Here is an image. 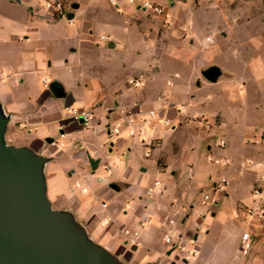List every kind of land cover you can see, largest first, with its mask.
<instances>
[{
    "label": "crops",
    "instance_id": "obj_1",
    "mask_svg": "<svg viewBox=\"0 0 264 264\" xmlns=\"http://www.w3.org/2000/svg\"><path fill=\"white\" fill-rule=\"evenodd\" d=\"M43 1L0 0V117L7 145L44 159L51 207L117 264H264V226L242 214L255 173L240 166L264 158V0H177L172 7L155 0L167 17L128 0H73L71 23ZM210 67L219 72L214 81L203 76ZM139 73L144 86L130 87L127 79ZM67 95L70 106L96 110L97 134L70 118ZM135 103L175 124L153 133L135 125L159 146L125 133L110 137L117 107ZM196 117L212 126L198 127ZM218 139L225 148L214 146ZM221 176L227 184L212 192L206 212L201 195ZM155 180L161 192L147 197ZM175 217L197 235L199 254L188 262L168 255L163 241L164 221ZM124 229L138 233L137 244L125 243ZM245 231L253 235L248 254Z\"/></svg>",
    "mask_w": 264,
    "mask_h": 264
},
{
    "label": "water",
    "instance_id": "obj_2",
    "mask_svg": "<svg viewBox=\"0 0 264 264\" xmlns=\"http://www.w3.org/2000/svg\"><path fill=\"white\" fill-rule=\"evenodd\" d=\"M72 17V12L65 15ZM218 73L210 67L203 76L214 81ZM50 89L55 96L62 95L54 84ZM71 102L67 95L64 106ZM5 124L0 117V264H117L106 249L71 225L68 214L51 207L40 174L44 159L26 148L7 145ZM63 227L77 234L66 236Z\"/></svg>",
    "mask_w": 264,
    "mask_h": 264
},
{
    "label": "built area",
    "instance_id": "obj_3",
    "mask_svg": "<svg viewBox=\"0 0 264 264\" xmlns=\"http://www.w3.org/2000/svg\"><path fill=\"white\" fill-rule=\"evenodd\" d=\"M177 0H170V6L172 7ZM115 3V2H114ZM128 3L136 6V8L145 13L154 15H165L167 17L166 8L167 6L155 1V0H128ZM65 0H44L41 3L46 11L50 12L55 17H63L68 11L65 10ZM71 23V19H68ZM100 41L106 42L108 37L101 35ZM46 83V80H43ZM146 82V76L143 73L131 76L127 79V84L132 88H140L144 86ZM170 83V81H168ZM67 111L70 118L74 122H78L81 127L94 134L99 132V122L96 110L90 109H79L77 107L68 106ZM118 117L111 124L109 128L110 137L114 138L122 133H125L129 137L137 136L142 142L147 143L151 146H159L160 142L156 139L148 140V137L143 130H137L135 125L140 123L147 128L151 133L154 132L158 124H163L169 129H174L175 124L166 117L159 115L158 111L154 108L144 109L140 104H132L130 106H119L117 107ZM81 120V122H80ZM196 125L200 128L209 129L212 126V122L205 117H196L193 119ZM253 143H259L260 140H254ZM214 146L218 149H223L226 146L224 139H218ZM149 148V147H147ZM145 156H149V151L144 152ZM207 159L213 164L227 168L231 164V160L227 157H215L207 155ZM240 166L244 170H253L255 173L253 184L250 189L251 202L242 207V214L244 219L249 223H256L264 226V158L253 159L245 158ZM110 164L104 165V169H108ZM227 184L225 176H221L218 180H215L212 184L211 192H204L201 195L200 205L205 209L206 212L210 211V208L215 204V199L212 196V192L222 190ZM157 191L161 192L160 181L155 180L153 185L147 187L145 194L149 197ZM149 221V220H148ZM108 220H104L101 225H106ZM166 230L163 233V241L166 246L168 255L174 254L178 257L180 262H188L189 260L197 257L199 254L197 235L195 233H188L184 230L183 219L166 218L164 221ZM143 223L140 221L138 226H142ZM122 234L125 236V242L130 245L138 243V233L136 231L130 232L128 229L122 230ZM241 251L243 254H248L252 247L253 235L249 231L243 232L241 236ZM176 263L175 259H171L166 264Z\"/></svg>",
    "mask_w": 264,
    "mask_h": 264
},
{
    "label": "rangeland",
    "instance_id": "obj_4",
    "mask_svg": "<svg viewBox=\"0 0 264 264\" xmlns=\"http://www.w3.org/2000/svg\"><path fill=\"white\" fill-rule=\"evenodd\" d=\"M73 0H65V3H66V6H65V10L66 11H70L71 8H70V3L72 2ZM62 231L63 233L66 235V236H72V235H76L77 232H73L72 230L68 229V227H63L62 228Z\"/></svg>",
    "mask_w": 264,
    "mask_h": 264
}]
</instances>
